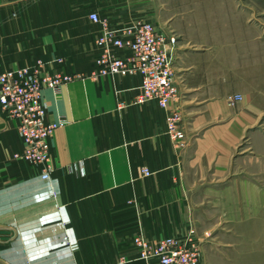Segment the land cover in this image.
<instances>
[{
    "label": "crops",
    "instance_id": "1",
    "mask_svg": "<svg viewBox=\"0 0 264 264\" xmlns=\"http://www.w3.org/2000/svg\"><path fill=\"white\" fill-rule=\"evenodd\" d=\"M184 3L185 12L169 17L156 0H0V74L40 63L45 73L78 75L43 90L46 121H64L50 138L47 179L41 165L14 158L24 140L0 107V264H158L140 256L134 236L191 231L200 264H229L239 253L231 215L249 213L248 200L252 213L264 208L263 180L232 174L244 157L238 145L264 112L249 99L264 84L263 49L237 38L238 50H220L223 40L196 10L201 2ZM93 12L115 30L145 20L177 33L184 148L167 133L166 109L137 102L140 74L95 75L105 49Z\"/></svg>",
    "mask_w": 264,
    "mask_h": 264
},
{
    "label": "built area",
    "instance_id": "2",
    "mask_svg": "<svg viewBox=\"0 0 264 264\" xmlns=\"http://www.w3.org/2000/svg\"><path fill=\"white\" fill-rule=\"evenodd\" d=\"M91 19L103 24L97 42L105 51L97 59V76L140 74L142 83L137 102H156L168 111L167 133L177 148L188 145L186 124L179 83L175 79V54L179 36L172 29L139 20L133 26L115 30L101 20L96 12ZM112 48H125L129 56H117ZM78 75L60 72L45 73L39 63L34 68L19 67L0 74V107L18 121V130L24 140V150L14 158L25 159L42 166V177L49 178L50 138L64 121L47 122L43 102L45 88L57 89ZM145 174H150L144 168ZM133 244L142 258H156L158 264H200L201 249L194 231L186 237L168 236L150 241L143 234L133 238Z\"/></svg>",
    "mask_w": 264,
    "mask_h": 264
},
{
    "label": "rangeland",
    "instance_id": "3",
    "mask_svg": "<svg viewBox=\"0 0 264 264\" xmlns=\"http://www.w3.org/2000/svg\"><path fill=\"white\" fill-rule=\"evenodd\" d=\"M184 1L167 0L164 2L163 7H160V0H156V6L158 10L162 9L169 17H172L182 14L188 9L185 8L186 3ZM198 1L201 2L196 8L198 13L209 17L208 26H210V29L208 34L214 36L213 38L223 40L220 50H238L240 45L237 43V38H240L241 43H243L242 46H247L248 50H253V52L258 51L259 53V49L262 48L264 57V0ZM177 2L182 5H176ZM153 10H155V5ZM168 29L171 28L168 27ZM253 36H258V38L262 39L255 40ZM249 57L250 63L255 65L254 58L252 56ZM257 66L258 68L260 66L259 55ZM251 89L252 94L250 93L249 95L250 101L264 111V84L263 86H253ZM250 131L251 133L253 132L252 134H255L252 138H249L247 134L238 145L236 157H244L234 161L232 174L245 175L252 179L260 178L263 181L259 185L264 190V112ZM243 202L245 200L241 199V203ZM248 202L246 209L249 213L231 215L233 219L231 221L232 246L237 244L239 253H236L233 249L231 252L233 261L229 264H264V208L262 213H252L253 208H250V206L252 204L254 206L255 200H248ZM237 232L239 233L238 238L234 235Z\"/></svg>",
    "mask_w": 264,
    "mask_h": 264
}]
</instances>
